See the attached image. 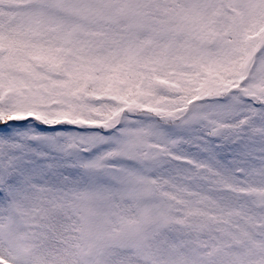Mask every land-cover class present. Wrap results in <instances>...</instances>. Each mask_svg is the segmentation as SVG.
Wrapping results in <instances>:
<instances>
[{
	"label": "snow or ice",
	"instance_id": "6c2138e0",
	"mask_svg": "<svg viewBox=\"0 0 264 264\" xmlns=\"http://www.w3.org/2000/svg\"><path fill=\"white\" fill-rule=\"evenodd\" d=\"M0 264H264V0H0Z\"/></svg>",
	"mask_w": 264,
	"mask_h": 264
}]
</instances>
